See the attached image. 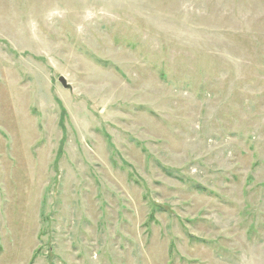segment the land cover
Segmentation results:
<instances>
[{
	"label": "rangeland",
	"instance_id": "1",
	"mask_svg": "<svg viewBox=\"0 0 264 264\" xmlns=\"http://www.w3.org/2000/svg\"><path fill=\"white\" fill-rule=\"evenodd\" d=\"M0 264H264V0H0Z\"/></svg>",
	"mask_w": 264,
	"mask_h": 264
},
{
	"label": "water",
	"instance_id": "2",
	"mask_svg": "<svg viewBox=\"0 0 264 264\" xmlns=\"http://www.w3.org/2000/svg\"><path fill=\"white\" fill-rule=\"evenodd\" d=\"M59 80H60V82L62 83V85H63L65 88H69V87H70V85L67 83L65 77L61 76V77L59 78Z\"/></svg>",
	"mask_w": 264,
	"mask_h": 264
},
{
	"label": "trees",
	"instance_id": "3",
	"mask_svg": "<svg viewBox=\"0 0 264 264\" xmlns=\"http://www.w3.org/2000/svg\"><path fill=\"white\" fill-rule=\"evenodd\" d=\"M63 116H64V115H63ZM63 116H62V117H63Z\"/></svg>",
	"mask_w": 264,
	"mask_h": 264
}]
</instances>
